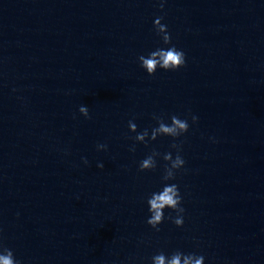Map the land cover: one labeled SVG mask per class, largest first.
<instances>
[{
	"label": "water",
	"instance_id": "water-1",
	"mask_svg": "<svg viewBox=\"0 0 264 264\" xmlns=\"http://www.w3.org/2000/svg\"><path fill=\"white\" fill-rule=\"evenodd\" d=\"M160 15L187 62L149 77L136 57ZM263 75L264 0H0V239L22 264H148L174 248L227 264ZM188 110L185 222L157 233L142 197L159 173L136 164L170 140L129 152L127 121Z\"/></svg>",
	"mask_w": 264,
	"mask_h": 264
},
{
	"label": "clouds",
	"instance_id": "clouds-1",
	"mask_svg": "<svg viewBox=\"0 0 264 264\" xmlns=\"http://www.w3.org/2000/svg\"><path fill=\"white\" fill-rule=\"evenodd\" d=\"M157 6L163 10L166 0H156ZM164 17L156 16L152 21V29L158 42L155 47L141 52L136 57L139 68L149 77L158 71L170 72L183 68L186 65V53L172 43L171 34L165 23ZM78 112L85 118H89L88 106L81 104ZM152 124L138 130L135 118L127 121V130L133 135H126L130 140L128 151L135 153L138 144L149 148L152 142L158 138H169V150L161 152L155 147L149 150L137 161L139 172H158L159 179L154 187L148 190L142 197L145 210V223L154 231L160 232L165 221H169L177 228H181L185 222L186 209L183 206L184 196L180 186L176 182L177 175L186 171V160L183 156V143L181 139L188 133L190 127L198 122V116L190 110L180 113L152 112L150 116ZM215 142L213 137H209ZM97 151H107L106 143H97ZM84 164L88 161L81 157ZM97 168H103V162H97ZM205 255L196 251H185L174 248L170 251L158 250L153 253L148 264H205ZM0 264H22L12 248L6 246L0 239Z\"/></svg>",
	"mask_w": 264,
	"mask_h": 264
}]
</instances>
